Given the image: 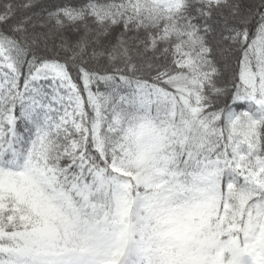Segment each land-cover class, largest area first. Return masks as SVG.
<instances>
[{
	"label": "snow or ice",
	"instance_id": "1",
	"mask_svg": "<svg viewBox=\"0 0 264 264\" xmlns=\"http://www.w3.org/2000/svg\"><path fill=\"white\" fill-rule=\"evenodd\" d=\"M0 264H264V0H0Z\"/></svg>",
	"mask_w": 264,
	"mask_h": 264
},
{
	"label": "trees",
	"instance_id": "2",
	"mask_svg": "<svg viewBox=\"0 0 264 264\" xmlns=\"http://www.w3.org/2000/svg\"><path fill=\"white\" fill-rule=\"evenodd\" d=\"M44 2H45V3H47V2H48V0H44ZM38 9H39V8H38ZM39 10H40V9H39Z\"/></svg>",
	"mask_w": 264,
	"mask_h": 264
},
{
	"label": "rangeland",
	"instance_id": "3",
	"mask_svg": "<svg viewBox=\"0 0 264 264\" xmlns=\"http://www.w3.org/2000/svg\"><path fill=\"white\" fill-rule=\"evenodd\" d=\"M37 11H40L39 9H37Z\"/></svg>",
	"mask_w": 264,
	"mask_h": 264
}]
</instances>
